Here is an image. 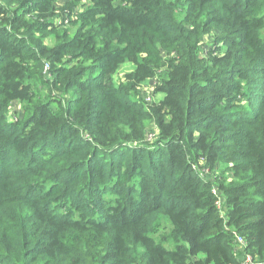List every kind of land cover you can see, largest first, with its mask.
<instances>
[{
    "label": "trees",
    "instance_id": "1",
    "mask_svg": "<svg viewBox=\"0 0 264 264\" xmlns=\"http://www.w3.org/2000/svg\"><path fill=\"white\" fill-rule=\"evenodd\" d=\"M245 255L264 263V0H0V264Z\"/></svg>",
    "mask_w": 264,
    "mask_h": 264
},
{
    "label": "rangeland",
    "instance_id": "2",
    "mask_svg": "<svg viewBox=\"0 0 264 264\" xmlns=\"http://www.w3.org/2000/svg\"><path fill=\"white\" fill-rule=\"evenodd\" d=\"M58 9H60V7L63 5V2H59L58 4ZM68 29H70L71 31H75V26L73 25H68L67 26ZM212 35V34H211ZM209 43V40L207 42V44ZM49 44V43H48ZM207 47V45H206ZM207 49V48H206ZM134 69V66L130 63H126L124 64L117 72L116 75H114L113 77V80L116 82V83H120V81L122 80L124 74H126L127 72H130ZM155 84V81L154 80H149L147 82H145L144 84H142L141 88H140V93L142 95V97L146 100V101H149L150 100V97L152 95V88ZM44 89L43 88H40V93H42L44 95ZM150 96V97H149ZM152 99L154 101H158L160 99H162V95H153ZM18 117L20 118L21 117V108H20V105L15 103L13 104V106L11 107L10 111H9V114H8V120L13 122L15 121V118ZM148 126V129L149 130H152L154 129V126L149 124L147 125ZM152 133V132H151Z\"/></svg>",
    "mask_w": 264,
    "mask_h": 264
},
{
    "label": "built area",
    "instance_id": "3",
    "mask_svg": "<svg viewBox=\"0 0 264 264\" xmlns=\"http://www.w3.org/2000/svg\"><path fill=\"white\" fill-rule=\"evenodd\" d=\"M218 207H220V203H218ZM237 243L239 245H242L244 247V242L241 238L237 239ZM243 249H241L240 251H242ZM241 264H264V263H257L254 262L253 259L249 256V255H245L242 259V263Z\"/></svg>",
    "mask_w": 264,
    "mask_h": 264
}]
</instances>
